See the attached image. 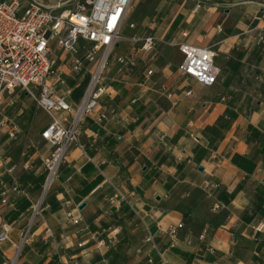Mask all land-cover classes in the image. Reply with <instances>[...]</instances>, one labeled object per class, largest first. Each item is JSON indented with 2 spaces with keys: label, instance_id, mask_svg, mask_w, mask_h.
Here are the masks:
<instances>
[{
  "label": "crops",
  "instance_id": "crops-1",
  "mask_svg": "<svg viewBox=\"0 0 264 264\" xmlns=\"http://www.w3.org/2000/svg\"><path fill=\"white\" fill-rule=\"evenodd\" d=\"M149 28L122 32L99 108L82 119L81 147L68 149L46 191L49 145L40 134L50 117L20 88L1 95L0 190L16 183L24 194L0 203V225L8 223L12 237L0 244V264L11 260L20 228L31 221L32 237L13 264H145L135 234L144 224L168 264H264V228H254L264 225V0H156ZM151 34L156 46L141 50ZM180 44L214 50L220 73L213 85L180 74ZM85 45L80 40L78 56ZM55 53L59 75L48 83L76 104L95 63L77 73L70 52ZM128 54L134 63L122 67L117 57ZM110 110L114 117L97 122ZM116 189L127 201L106 207ZM40 198L36 218L29 217ZM113 206L139 225L105 224ZM178 223L172 243L166 230Z\"/></svg>",
  "mask_w": 264,
  "mask_h": 264
},
{
  "label": "built area",
  "instance_id": "built-area-1",
  "mask_svg": "<svg viewBox=\"0 0 264 264\" xmlns=\"http://www.w3.org/2000/svg\"><path fill=\"white\" fill-rule=\"evenodd\" d=\"M133 0H2L0 1V97L6 91L15 88L24 90L34 98L38 107L50 117V122L40 136L49 145V153L43 157L42 164L46 172L44 191L54 179L59 166L66 160L67 151L72 145L81 147L78 141L79 124L86 116L99 108V98L105 92L107 82L102 76L112 48L123 38L122 27ZM132 26V24H130ZM80 40L87 45L83 56L77 55ZM258 40H264V30ZM51 41L55 47L51 46ZM157 42L155 35L143 38L141 50L151 51ZM71 53V68L81 72L86 62H94L95 68L89 86L79 102L72 104L57 94L50 86L49 79H58L57 56L55 48ZM101 50L99 56L98 52ZM183 60L178 67L180 74L193 78L204 85H213L220 73L214 64L215 52L210 47H197L180 44ZM122 67L133 65L131 54L117 57ZM102 63V65H101ZM151 70L147 72L150 74ZM264 82V78H260ZM61 81V80H60ZM189 93V91H188ZM115 111L99 112L97 122L101 123L114 117ZM16 127L8 132L15 138ZM3 160H0V162ZM22 195L24 190L16 183L2 186L0 203L9 204L11 195ZM130 190L128 196H135ZM121 191H115L110 197L112 204L127 201ZM42 198L32 205L34 215L40 211ZM73 224L81 222L80 217L67 213ZM32 221L27 224L19 248L27 240ZM181 223L167 227L172 243L176 239ZM261 230L264 225L254 227ZM10 225H0V244L10 240ZM49 231V230H47ZM115 234H117V231ZM203 232L201 237L205 236ZM143 253L145 264H168L156 240L151 226L144 224V235L139 250ZM10 264H13L12 262Z\"/></svg>",
  "mask_w": 264,
  "mask_h": 264
},
{
  "label": "rangeland",
  "instance_id": "rangeland-1",
  "mask_svg": "<svg viewBox=\"0 0 264 264\" xmlns=\"http://www.w3.org/2000/svg\"><path fill=\"white\" fill-rule=\"evenodd\" d=\"M47 1H53V0H44V2H47ZM155 1L156 0H133L132 4L128 10L126 20L123 24L122 32L124 34H130V33L135 32V31L136 32L142 31V32H145V34H147L151 30L149 28V22H152V16L154 14ZM143 22H145V23H143ZM130 24H132V26H130ZM57 62H58V59H57ZM105 69H106V66L104 67L102 76H104ZM81 122L79 124V134H80ZM78 141H79V135H78ZM72 146H76V145H72ZM49 151L50 150H48L47 154L49 153ZM109 196L107 197L109 200L105 201L106 207H108L109 205L112 204L110 202ZM114 208H115L114 206L112 208H110V213L106 214L105 217L107 219V222H105V224H108V225L118 224L120 226L126 225L127 227L131 226L130 229H133L135 227V224H137V226L139 225L140 220L136 217L132 218V216L130 215V213L126 209L124 210L125 214L123 215L122 212L120 211L121 207H120L119 211H115ZM33 213H34V210L31 208L29 211V217H31V215H33ZM36 216L37 215L35 214V218H36ZM35 218H34V220H35ZM128 222H130V223H128ZM26 226L20 228L19 237L17 239V242H15V245H14V250H13L14 252H13L12 258H11V260H9L8 264H10L12 261H13L12 263H14V260L17 257H19V255L23 252L24 247L26 246L27 242H29V240L32 237L33 222L31 224L29 232L26 235L27 240L23 241L22 245L19 248L16 247V245H19L21 240H22L23 234L26 230ZM10 231H11V229H10ZM135 231H136L135 234L138 236V239L140 237V240H141L140 246H141L142 245V238L144 235V228L143 229L142 228H139V229L135 228ZM121 233H122V229H121ZM11 239H12V237H11V232H10V240L6 241L5 243L10 242Z\"/></svg>",
  "mask_w": 264,
  "mask_h": 264
},
{
  "label": "water",
  "instance_id": "water-1",
  "mask_svg": "<svg viewBox=\"0 0 264 264\" xmlns=\"http://www.w3.org/2000/svg\"><path fill=\"white\" fill-rule=\"evenodd\" d=\"M199 170H202V167L201 166H199V168H198ZM84 205H85V202H81L80 203V205H79V208L81 209V208H83L84 207Z\"/></svg>",
  "mask_w": 264,
  "mask_h": 264
},
{
  "label": "bare ground",
  "instance_id": "bare-ground-1",
  "mask_svg": "<svg viewBox=\"0 0 264 264\" xmlns=\"http://www.w3.org/2000/svg\"><path fill=\"white\" fill-rule=\"evenodd\" d=\"M101 65H102V63H101Z\"/></svg>",
  "mask_w": 264,
  "mask_h": 264
}]
</instances>
